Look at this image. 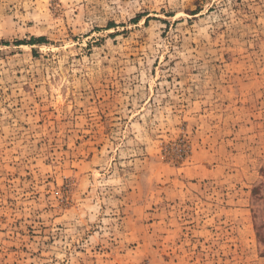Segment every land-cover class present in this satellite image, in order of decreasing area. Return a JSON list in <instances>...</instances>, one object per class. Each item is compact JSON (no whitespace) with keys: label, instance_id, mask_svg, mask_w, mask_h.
I'll return each instance as SVG.
<instances>
[{"label":"rangeland","instance_id":"obj_1","mask_svg":"<svg viewBox=\"0 0 264 264\" xmlns=\"http://www.w3.org/2000/svg\"><path fill=\"white\" fill-rule=\"evenodd\" d=\"M0 264H264V0H0Z\"/></svg>","mask_w":264,"mask_h":264}]
</instances>
